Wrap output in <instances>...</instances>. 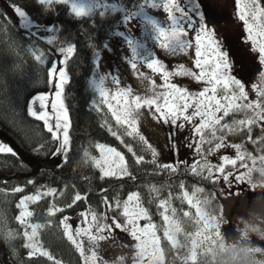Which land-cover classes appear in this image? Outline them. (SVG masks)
Segmentation results:
<instances>
[{"label": "snow or ice", "instance_id": "1", "mask_svg": "<svg viewBox=\"0 0 264 264\" xmlns=\"http://www.w3.org/2000/svg\"><path fill=\"white\" fill-rule=\"evenodd\" d=\"M38 3L45 15L56 13V6L63 5L75 18L90 17L98 13L102 21L101 27L107 24L109 28L115 25L123 29L110 31L108 35L121 38L123 46L130 55L124 52V47H119L117 42L109 39H103L102 45H91L94 48V67L93 78L89 84L97 94L91 101V107L98 113H103L106 108L107 113L111 114L117 130H113L112 124L107 119L101 126L107 127L111 135L119 140L129 153H132L136 165L153 164L160 172L167 171L172 175L180 170L182 164L185 173L220 187L219 193L213 191L205 195V187L193 185L191 191H188L185 182L180 180L181 196L173 197L170 192L168 198L159 199L157 207L158 210H162L159 214L168 225L166 235L169 241L173 242V246H175L173 234L176 230L173 222L179 224L178 210L172 207L173 199H180L182 203H187L190 210L194 209L196 215L193 223L205 225L211 221L214 224L213 230L221 228L225 217L220 205L218 214H209L207 209L212 200L224 195V186L230 189L234 181L237 184L247 182L252 188L258 186L250 184L247 179L248 161L251 159V165L255 166L256 157L247 151L243 143H229L228 137L230 134L242 133L246 129L251 143L264 142V3L262 0H235V20L242 23L244 32L241 37L244 47L235 51L228 44V25L222 26L212 12V9L221 6L220 0H208L207 5L201 0H184L183 3L181 0H132L129 6L121 7L110 4L107 0H89L88 3H84L83 0H38ZM10 7L19 20V27L27 30L28 38L32 40L27 51L38 64L50 63V67L47 68L49 93H38L28 102V114L42 121L47 133L50 134V140L40 144L34 151L38 157L51 156L55 167L62 169L69 162V153L72 149L70 133L72 122L64 103V94L65 86L70 81L68 62L77 51V45L70 39H61L56 35L61 29L55 23L50 26L34 24L21 6L11 3ZM149 10H161L165 14V20L157 19ZM109 12L117 15L108 18ZM0 17L8 24L12 23L6 12L0 13ZM137 29L141 34L140 38L135 34ZM41 33L51 34L47 36L46 43L51 45L52 49L44 50L39 46L37 41L41 39ZM149 40L153 42L155 48L162 50L167 56L188 57L191 66L179 63L170 69L148 46ZM249 44L250 50L247 49ZM189 50H192L194 55H190ZM56 53L60 58L50 59ZM102 53L104 60L114 55L117 61L127 65L143 92L125 86L119 71L116 74L105 71ZM249 54L258 59L259 64L260 83L252 85L256 94L254 100L249 99L246 82L242 77L237 78L236 70V58ZM142 69H147L148 72ZM156 77H159V83ZM177 77L188 78L202 87L199 91H191L188 86L175 82ZM106 82L110 83L111 87L107 86ZM246 112L253 113V116L247 119L233 118L230 122L226 120L229 116L234 117L237 113ZM145 113L156 124L169 126L172 130L169 134V142L174 149L178 146L173 141V137L190 128L191 135H186L184 140L187 147L194 150L191 164L186 160L176 163L158 162L157 149L140 132V124L145 121ZM256 126L260 127L261 135L258 139H253V128ZM119 129H123L124 135L128 137L138 138L145 150L151 154L152 159L146 161L144 155H137L132 145L126 144L118 134ZM96 147L101 151L103 159L102 161L95 157L91 159L100 168L101 179L119 175L136 180V176L129 171L122 152L104 144H97ZM229 148L234 149L235 156L219 155L222 149ZM259 151L264 158V147ZM0 153L17 155L13 148L3 141H0ZM84 155L87 157L89 154L85 151ZM216 156L218 162L213 163L212 157ZM41 163L47 164L48 161L44 160ZM242 169L244 171H241ZM34 184V180H27V185ZM24 190V187L13 189L14 192L19 193ZM152 191L158 189L153 188ZM57 193L56 187L40 185L34 193L22 196L17 205L21 211L15 219L25 229L22 233L23 247L27 250L28 260L39 256L46 257L52 264H61L59 259L39 243L37 235L41 226L28 222V218L33 215L28 210L29 203L44 197H55ZM85 199L86 196H82L77 191L65 207L71 209L78 201ZM103 203L106 211L102 213L91 208L79 213L83 218L81 224L84 226L77 225L73 228L69 223L71 217L66 215L60 220L63 234L75 246L82 264H128L129 259L132 264H165L163 250L159 247L158 226L152 222L149 209L141 203L139 192H130L123 202L119 198L115 199V209L119 211V215L113 213L109 216L107 209L111 208L112 202L107 195H104ZM65 207H57L56 203H51L47 214L51 217L56 213H63ZM190 210L183 211L184 218L192 217ZM142 220L145 221L143 225L140 223ZM115 229L127 233L135 242L120 244L119 247L134 251L130 254L121 253L106 258L103 255L107 251L104 245L116 241ZM0 234L6 241L19 235L11 229ZM215 234L221 235L219 231H215ZM205 238L210 239L211 236ZM13 255H18L15 250ZM20 264H23V261ZM184 264H196L195 253L186 258Z\"/></svg>", "mask_w": 264, "mask_h": 264}, {"label": "trees", "instance_id": "2", "mask_svg": "<svg viewBox=\"0 0 264 264\" xmlns=\"http://www.w3.org/2000/svg\"><path fill=\"white\" fill-rule=\"evenodd\" d=\"M8 4L15 3L21 6L29 14L30 18L37 24L51 25L55 23L61 32L57 35L61 39H70L77 45V51L69 60V84L65 86L64 101L69 110L72 122L70 133L72 136V149L69 153V162L62 169L56 168L50 163L51 156L38 157L35 148L40 144L50 140L42 121L36 120L28 114V102L36 94L48 90L47 68L50 63L44 65L34 61L31 54L27 51L32 40L28 38L27 30L19 27V22L15 17H10L11 24L0 17V135L7 140L8 144L17 154L13 156L9 153H0V203L3 204L8 198L19 200L24 195L32 194L40 185L46 187H56L58 193L55 197H44L41 200L32 202L35 207L32 217L39 215L36 222L41 227L38 229L40 234L39 243L46 248L52 255L61 261V264H81L79 253L71 242H66L69 253L62 256L60 252L59 237H61V227L55 216H48L47 209L51 203H56L57 207H65L71 202L75 193L79 191L85 200L78 201L71 209L65 210L79 213L85 208L102 213L104 211L103 198L107 195L112 202L110 214L119 215L115 209V199L119 198L122 202L132 191H137L141 195V203L149 209L152 222L157 224L159 232L160 246L163 250L165 264H184L180 245L173 246L163 234L165 223L158 210L159 199H166L171 192L173 197L181 196L179 182L183 180L186 189L191 191L192 186L205 187V195L213 191L216 192L217 186L211 182L201 181L191 174L180 170L172 175L167 171L160 172L155 165L144 163L136 165L135 158L127 148L120 143L107 127H102L105 119L117 130L115 121L105 108L103 113H98L91 107V101L96 97V93L89 84L92 74L93 51L92 44L102 45L103 39H110V31H116V26L111 28L107 24L102 25L101 18L97 14L90 17L75 18L66 6L57 5V12L52 15H45L38 0H5ZM264 3V0H262ZM0 13H4L0 9ZM117 15L108 13V18ZM35 39V38H32ZM44 50L52 49L46 41L41 38L37 41ZM54 56L50 59H55ZM260 83V82H259ZM253 113H237L229 116L231 119L251 118ZM118 133L126 144H132L133 150L137 155H144L146 161L152 159L149 152L138 140L124 135L123 129ZM261 135L260 127L253 128L252 138L258 139ZM229 143H243L249 153L257 158L261 157L259 149L264 147V142L260 144L251 143L248 140L246 129L241 133L230 134ZM97 143H105L121 150L129 166V171L136 176L132 180L129 176L124 177H104L101 179V171L90 160L88 154L95 150ZM50 147V145H48ZM207 147V145H205ZM47 160L48 163H41ZM251 161L249 159L248 163ZM251 182H263L264 174L253 173L249 177ZM34 180V185H27V180ZM15 187H24V192H14ZM158 191H152V189ZM103 190H106L103 191ZM62 193V194H61ZM3 196V197H2ZM12 196V197H10ZM18 202V201H17ZM220 202L212 200L208 206L209 214H218ZM172 207L178 210V220L184 232H192L195 228V211L189 209L186 202L180 199L172 200ZM11 210H18L17 204L10 206ZM185 210L192 211V217L184 218L182 213ZM121 211V210H120ZM18 212V211H17ZM57 214V213H56ZM145 222V221H144ZM49 225V226H48ZM6 241L0 234V264H52L46 257H33L27 259V250L23 247V241ZM180 243V241H179ZM18 255H13V251ZM196 264H255L252 257L239 251L237 254L222 251L219 254H203L196 260Z\"/></svg>", "mask_w": 264, "mask_h": 264}, {"label": "rangeland", "instance_id": "3", "mask_svg": "<svg viewBox=\"0 0 264 264\" xmlns=\"http://www.w3.org/2000/svg\"><path fill=\"white\" fill-rule=\"evenodd\" d=\"M83 2L88 3L89 0H83ZM107 2L110 4L117 5V7H121V6H129L132 3V0H107ZM183 2L184 0H181V3ZM201 2L204 3L205 5L208 4V0H201ZM220 5H221L220 7L212 9V12L219 19V22L222 26H224L225 24L228 25L229 31L227 35H228L229 46L234 51L243 48L244 45L241 37L244 35V32H243L242 23L235 20V16H234L235 0H220ZM0 9L6 12L7 15L10 16L11 18L15 17L18 20L12 8L10 7V4H8V2H6L5 0H0ZM149 11L150 14L154 15L157 19L161 21L165 20V14L161 10H149ZM33 23L37 24L34 21ZM32 30L34 31L35 29ZM116 30H123V29L116 27ZM135 34L138 38L141 37L139 29L136 30ZM40 35L41 38H43L46 41L47 36L51 34L41 33ZM109 40L117 42V44H119V47H124L121 38L112 37ZM148 46L157 53L159 58L165 61V63L168 65L170 69L179 63H185L186 65L191 66V61L188 59V57L167 56L162 50L155 48L153 42L150 40L148 41ZM247 49L250 50V44L247 46ZM124 52L130 55L126 47H124ZM189 54L194 55L192 50H189ZM54 58L55 59L60 58L59 54L56 53ZM102 60L104 61L105 71H111L113 74H116L117 71H119L125 86H131L134 88V90H139L141 91V93L143 92V89H141L139 86V82L132 75L131 69L128 68L127 65H125L122 61H117L114 55L104 60L103 53H102ZM118 64H119V68H117ZM142 70L148 72L147 69H142ZM236 70H237V78L242 77L243 81L246 82V90L249 92V99L250 100L256 99V94L252 89V85L259 84L260 82L258 59L254 58L252 54L243 57H237ZM92 78L93 75L90 77V80ZM156 79L157 82L159 83L160 82L159 77H156ZM175 82H179L183 86H188L191 91H199L200 88L202 87V85H198L195 81H190L188 78H184V77L175 78ZM106 84L107 86L111 87L110 83L106 82ZM43 93H49V85H48V90L46 91L44 90ZM171 131L172 130L169 128V126L156 124V122L153 121L147 113H145V121H142L140 124L141 134L145 136V138L149 141V143H151L159 153L158 156L159 163H176L177 161L186 160L189 164H191L193 162L194 150L189 149L184 140V137L186 135H191L190 128H186L184 132L179 133L178 135L173 137V141L178 146L176 149H174L171 146V143L169 142V134ZM0 141H3L8 144L7 140H5L1 135H0ZM97 144H104L107 145L108 147H114L105 143H97ZM96 145H95V150L89 154V158L94 164L95 161L91 159V157H95L97 160H101V161L103 159L101 151L96 147ZM117 150L122 152L119 149ZM223 154L235 156V151L234 149L231 148L222 149L219 155H223ZM59 159L60 158H57V160ZM52 160L53 158L51 157L50 163L54 165V163H52ZM256 160L257 163L255 164V166L251 165L252 164L251 161L248 163L249 169L247 173V179L249 180L250 184L258 185L256 188H252L247 182L237 184L234 181L230 189H228L226 185L224 186L225 193L223 196H218L220 207L222 208L223 215L225 217V220L222 222L221 228L217 230H213L214 224L211 221H208L205 225L196 224L194 230L192 232L187 233L181 229V224H176V222H173L176 229L173 234L174 243L175 245H180L182 247L181 254L184 260L186 258H189L193 253H195L197 260V258H199V256L203 254L210 253L217 255L222 251L229 252L230 250L232 254H237L239 251H241L243 254L249 255L250 257L253 258L255 264H264V181L251 182L250 179L248 178L253 173L264 174V158H257ZM212 161L213 163H217L218 156L212 157ZM97 168L100 170L99 167ZM241 171H244V169H242ZM113 177H124V176L117 175ZM219 192H220V187L217 186L216 193ZM236 193H239V195H236ZM126 199L127 198H125L124 200ZM19 201L20 199L14 200L12 198H8L7 200H5V202H3V204L0 203V233H2L3 231H7L8 229H11L16 233H19V235H17L11 241L18 240L24 242L22 233L25 229L15 219V217L19 215L21 209L18 208L17 210L18 212L17 211L14 212V210L12 211L10 208V206L11 205L13 206L15 202L18 205ZM88 209L89 208H85L82 211H87ZM28 210L31 211L32 214L35 211V207L32 206V202L29 203ZM104 211H106L105 206H104ZM107 211L109 213V216H111L110 210L107 209ZM79 213L74 214L73 212L65 210L63 213H57L55 216L56 220L58 221L61 227L62 235L61 237H59L58 240H59V244H60L59 248L61 250L60 252L62 253V256H65L69 253V248L66 242L67 241L70 242V241L63 234V228L60 224V220L63 218V216L66 215L71 217L69 223L73 225V228H75L77 225L84 226L81 224L83 218L79 216ZM169 215H171V213H169ZM38 220H39V215L36 217L28 218L29 223L37 224L36 222ZM140 223L141 225H143V223L145 222L142 220L140 221ZM164 223H165V228L163 229V234L165 237H167L166 230L168 225L166 224L165 221ZM5 225L7 226L6 228L4 227ZM28 230L30 231V229ZM215 231H219L221 235L216 236ZM157 235L159 237L158 230H157ZM209 235L211 236V238L206 239L205 237ZM115 236H116L115 242H108L104 245L107 251H105L103 255H105L106 258H110L115 255H119L121 253L130 254L131 252L134 251L133 249L130 248L121 249L119 247L120 244L135 243L134 241H132L131 237L127 233H123L119 229H115ZM39 237L40 234L38 232L37 235L38 241H39ZM85 243L87 244V241ZM159 247L161 248L160 239H159ZM128 264H132L131 259H129Z\"/></svg>", "mask_w": 264, "mask_h": 264}]
</instances>
